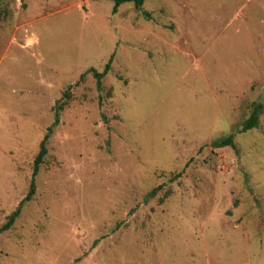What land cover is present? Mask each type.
<instances>
[{
  "label": "rangeland",
  "instance_id": "1",
  "mask_svg": "<svg viewBox=\"0 0 264 264\" xmlns=\"http://www.w3.org/2000/svg\"><path fill=\"white\" fill-rule=\"evenodd\" d=\"M24 5L0 1V228L35 190L0 264H264V0Z\"/></svg>",
  "mask_w": 264,
  "mask_h": 264
},
{
  "label": "trees",
  "instance_id": "2",
  "mask_svg": "<svg viewBox=\"0 0 264 264\" xmlns=\"http://www.w3.org/2000/svg\"><path fill=\"white\" fill-rule=\"evenodd\" d=\"M0 1H2V0H0ZM18 1L21 2L22 7H25V5H24V1L25 0H18ZM111 1H113V3H114V7L112 9V12L115 13L116 10H117V8L121 4H124V3H132L135 8H140L143 5V3H144L145 0H111ZM108 70H109V65H107L105 67V69L103 70V72L100 73V74L95 73V72H92V71H88L87 72V73H91V72L93 73V77L96 79L97 89H100L101 88L100 80L102 79V77L105 76V74L108 72ZM65 94H66V97H67V93H65ZM66 97H63V98H66ZM63 106H64V103H61L58 106L59 110L62 109ZM258 108H261V106H258ZM257 121H258V119H257L256 114H252L249 117V119L243 123V126L241 128V132H246V131H248L250 129L255 128L257 126ZM58 122H59L58 119H55V121L52 124V127L47 128V133L43 136V139H42V141L39 144L38 153L35 156V158L33 160V164H32V176L33 177L36 176V174L38 173V170H39L40 165L43 163V159H44V157L46 155V143H47L48 138H49V136L51 134L52 128L54 126H57ZM213 145H214L215 148L228 147V146L229 147H233V137L232 136H229V137H227L225 139H221V140L215 142ZM34 190H35L34 189V178H31L30 185H29V191H28L27 195L25 196V198L19 203L20 204L19 205L20 207H21V205L23 203H25V202H27V201H29L31 199V196L34 193ZM155 191L156 190L150 191L146 195V198H152L155 195ZM20 207H17L15 209V211L12 212L9 215L6 223L0 228V232L5 231V230H8L12 226V224L15 221V219L19 215V208Z\"/></svg>",
  "mask_w": 264,
  "mask_h": 264
},
{
  "label": "water",
  "instance_id": "3",
  "mask_svg": "<svg viewBox=\"0 0 264 264\" xmlns=\"http://www.w3.org/2000/svg\"><path fill=\"white\" fill-rule=\"evenodd\" d=\"M258 104H260L261 106L264 105V89H263V91L261 93V97H260V99L258 101Z\"/></svg>",
  "mask_w": 264,
  "mask_h": 264
}]
</instances>
